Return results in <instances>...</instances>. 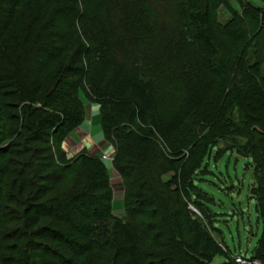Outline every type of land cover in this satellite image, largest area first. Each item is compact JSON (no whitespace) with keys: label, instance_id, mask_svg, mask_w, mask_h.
Returning <instances> with one entry per match:
<instances>
[{"label":"trees","instance_id":"trees-1","mask_svg":"<svg viewBox=\"0 0 264 264\" xmlns=\"http://www.w3.org/2000/svg\"><path fill=\"white\" fill-rule=\"evenodd\" d=\"M89 1L0 0V264H227L201 182L213 154L248 158L264 224V0L224 23L222 0H175L163 37L166 0H135L137 26L126 0ZM88 103L120 214L104 159L63 149ZM251 257L264 264V230Z\"/></svg>","mask_w":264,"mask_h":264},{"label":"rangeland","instance_id":"rangeland-1","mask_svg":"<svg viewBox=\"0 0 264 264\" xmlns=\"http://www.w3.org/2000/svg\"><path fill=\"white\" fill-rule=\"evenodd\" d=\"M166 1L168 2L167 4L162 2V4H158V6L156 3L152 5L154 6L152 22L154 20L153 24L156 29H158L161 37H163L165 32H169L175 20V9L173 5L175 0ZM243 1H249L257 6L262 5L258 0ZM123 2V7L126 10L133 11L130 12L129 16L130 23L133 26H137L139 20L142 19L141 17L139 18V3L135 0H126ZM88 7H93V2L91 0L89 1ZM240 7L241 5L238 0H222V3L216 11L217 21L220 23L226 22L230 18L231 13H235L234 11L239 12ZM158 37L156 38L154 36L151 40V45L147 48H154L153 45L156 44ZM86 108L88 117L85 118V122L82 126L74 132L71 139H66L64 141L63 149L67 156H71L85 147L91 154L98 155L104 159L106 165L109 166L110 169L109 174L114 192V210L116 214H120L122 209L123 186L121 178L110 167L109 162H111L113 150L111 145L107 142H103L101 134L98 136L90 135L89 126L93 124L91 121L98 122V109L95 103L86 104ZM97 127H100L99 124ZM95 132L96 130L94 127L91 130V134ZM228 143L229 142H226L224 144V142H220L219 146L224 147L228 145ZM159 144L161 145V143ZM181 153V155L173 153V158L171 156L172 159H176L177 161L181 160V163L176 162L178 168H180V165L188 158V154L185 153L183 155V152ZM249 162L250 160L248 158L238 155L235 151H226L218 158H215L213 154L206 161L210 173L206 175V180L201 182V188L213 198V202L210 203V209L215 213L214 218L216 221L214 222V226L220 233L218 234L213 231L212 235L223 245L222 247L225 251L229 250L231 256L240 253L247 257H251L264 230L263 221L258 217L255 210V198L250 194V188L254 182V177L253 169L249 165ZM156 164H159V159ZM173 174L174 171L165 170L164 173L161 172L159 175L161 179L168 180ZM157 179L159 178L157 177ZM225 260L226 258L224 255H217L210 264H223Z\"/></svg>","mask_w":264,"mask_h":264},{"label":"built area","instance_id":"built-area-1","mask_svg":"<svg viewBox=\"0 0 264 264\" xmlns=\"http://www.w3.org/2000/svg\"><path fill=\"white\" fill-rule=\"evenodd\" d=\"M227 264H261V263L257 259H254L252 257H247L246 255H242L240 253H236L233 256H231Z\"/></svg>","mask_w":264,"mask_h":264},{"label":"crops","instance_id":"crops-1","mask_svg":"<svg viewBox=\"0 0 264 264\" xmlns=\"http://www.w3.org/2000/svg\"><path fill=\"white\" fill-rule=\"evenodd\" d=\"M86 117H88V114H87V116ZM85 122V121H84ZM93 124L91 125V126H89V130H90V135L91 136H98V135H100L101 134V130H100V127L98 128L97 127V125H98V122H95V121H91ZM86 123H88V122H86ZM95 127V130H96V132L94 133V134H91V130L93 129ZM102 138V137H101Z\"/></svg>","mask_w":264,"mask_h":264}]
</instances>
